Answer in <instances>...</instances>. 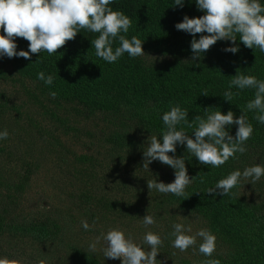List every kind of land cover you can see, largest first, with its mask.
I'll return each instance as SVG.
<instances>
[{"label":"trees","instance_id":"trees-1","mask_svg":"<svg viewBox=\"0 0 264 264\" xmlns=\"http://www.w3.org/2000/svg\"><path fill=\"white\" fill-rule=\"evenodd\" d=\"M110 7L126 14L141 36L145 32L148 37L175 35L179 39L180 32L175 24L181 22L185 15L191 18L204 14L197 9L194 0H185L183 7L173 5V0H113ZM15 40L17 45L19 41L27 45L29 43L22 37H15ZM230 44L228 40H218L209 48L213 50L210 56L201 55L199 63L215 61L216 65L196 64L186 68L178 65L183 71L170 72L173 76H166L168 80H154L155 75L149 72L142 80L134 81L92 79L56 68L43 60L39 53L32 54L30 62L19 57L21 62L16 61L15 64L13 61L10 66L0 63V130L7 129L9 133L7 139L0 140V228L7 226L17 230L23 233L21 242L24 245L30 243L46 250L66 240L63 226L53 219H39L35 222L37 226L33 227L18 226L13 219L19 199L41 167L40 159H36L34 150L26 149V144L38 135L44 145L56 141L58 147H64L61 138L55 135L47 138L48 129L42 122L43 117L36 118L39 111L33 116L28 115L24 109L29 103L23 100L18 102L17 98L10 97L3 89L18 91L17 86L21 85L28 99L33 97L37 101L34 106L43 110L42 115L53 113L56 109L63 113L60 116L54 112L50 117L51 121L61 123L60 128H68L63 122L64 118L70 122L76 117L103 121L105 131L101 142L102 146L107 147V153H110L108 158H115L113 175L117 182L110 186L113 187L112 191L115 190L108 194L104 188L99 192L91 191L89 186L97 177L96 160L91 156H76L72 169L68 170L73 177L74 188L66 191L67 201L74 209L81 210V206H84V210L93 218L102 217L107 222L110 215L125 219L132 217V224L129 225L140 232L139 243L146 251L148 246L142 240L144 233L152 231L159 234L161 244L158 246L156 264H200L209 258L218 259L220 264H264V176L255 183H251L250 179H241L225 196L207 193L208 188L231 171H243L245 167L264 164V124L253 119L254 112L246 113L248 122L253 126V132L245 142L246 152L236 153L235 158L230 157L219 167L201 164L186 152L184 145L178 144L176 151L169 153L174 157L185 156L188 175L190 178L195 177L186 186L184 196L158 193L155 190L150 192L147 187L148 179L172 182L173 168L158 160L152 161L148 169L143 168V150L148 138L151 134L159 137L164 129L161 116L170 106L178 104L186 109L191 122L195 116H203L207 108L210 112L220 110L226 113L231 110L238 117L241 115L240 108L253 98L254 89L238 90L235 87L232 91L237 94L231 102L222 97L238 69L243 74L252 73L264 80V53L245 47L239 39L235 41L239 45L236 54L224 52L223 49ZM41 71L54 76L52 85H45L37 79L36 74ZM221 73H228L227 78L225 76L219 84H213V80L215 82ZM202 76L206 77L203 83L199 80ZM50 91L56 93L54 98L49 95ZM25 126L32 134L25 137L18 134V141L10 139V135L15 132L27 129ZM177 127L191 135L192 129L187 125ZM228 130L234 136L236 125ZM98 181L101 182V179ZM147 213L154 217L153 225L142 224L141 218ZM174 222L191 224L193 233L200 228L210 230L216 237L212 256L205 257L198 251L199 238L183 252L172 247L173 238L169 233ZM25 253V250H18L16 255ZM62 257L66 262L67 256L63 254ZM70 259L75 264H121L119 258H105L99 251H90L88 245L84 248L73 246Z\"/></svg>","mask_w":264,"mask_h":264},{"label":"clouds","instance_id":"clouds-1","mask_svg":"<svg viewBox=\"0 0 264 264\" xmlns=\"http://www.w3.org/2000/svg\"><path fill=\"white\" fill-rule=\"evenodd\" d=\"M113 0H0V57H23L30 59L32 54L47 52L53 55L66 41L73 39L80 29L97 33L91 39L95 56L107 63L116 62L125 53L135 58L145 54L142 41L136 36L126 38L131 26L130 18L122 11L113 10L110 5ZM185 0H173V5L183 7ZM198 10L203 11L199 17L185 15L181 22L175 24L177 30L192 35L190 49L192 60L201 57L210 46L218 40H228L230 46L224 52L236 54L239 39L245 47L258 49L264 53V2L262 0H194ZM197 33H207L196 38ZM15 37L27 40L28 50L17 51ZM118 41V46L113 48V41ZM38 80L45 85H52L54 76L45 75L44 72L36 74ZM238 90L254 89V95L241 110V115L236 117L233 111L226 113L220 110L208 111L204 115L195 116L189 122L188 111L178 104L170 106L163 112L161 120L164 129L159 137L151 134L143 150L145 158L143 168L148 169L152 161L158 160L174 169V180L170 183L148 179L147 187L158 193H171L175 196H184L185 188L195 177L190 178L185 165V156L174 157L169 153L176 151L178 144L184 145L186 152L195 157L201 164L212 168L223 165L229 158H235L236 153L246 152L245 142L253 132V126L248 122L246 113H255L253 119L264 124V80L256 76L243 74L238 69L232 76L228 88L222 97L232 101ZM207 95V93H201ZM49 95L56 96L54 91ZM187 125L192 129L191 135L178 125ZM232 125H236L235 135L229 134ZM227 126V127H226ZM7 129L0 130V140L7 139ZM264 176V164L257 163L245 167L243 171L236 169L225 177L215 182L207 189V193L227 195L241 179H250L255 183ZM144 226L153 225L155 219L146 214L141 218ZM95 221H93V225ZM80 226L90 230L87 220H81ZM169 233L172 247L181 252L193 246L197 238L200 239L198 251L205 257H211L216 247V237L205 228H200L193 233L192 225L174 222ZM192 233V234H190ZM104 241L102 247L105 258H119L121 264H156L158 246L161 244L159 234L146 231L142 237L143 244L148 246L146 251L141 245L134 242L130 234H126L118 227L109 228L94 240L89 242L88 249L97 250V244ZM0 264H12L7 257L0 256ZM200 264H220L215 258L205 259Z\"/></svg>","mask_w":264,"mask_h":264},{"label":"rangeland","instance_id":"rangeland-1","mask_svg":"<svg viewBox=\"0 0 264 264\" xmlns=\"http://www.w3.org/2000/svg\"><path fill=\"white\" fill-rule=\"evenodd\" d=\"M139 29L141 28L139 27ZM79 31L73 39L66 41L63 46L58 48L55 54L48 55L47 52L42 51L39 55H41L43 60L56 68L102 81L116 79L124 81L142 80L148 72L155 75L154 80H157L156 78L165 79L167 78L166 76H173L170 72L176 71L181 73L183 71L182 68H186L189 65L202 64V66H208L210 63L216 65L215 61L199 63L202 56L198 57L195 61L192 60L190 41L193 37L183 30H179V39L175 35H154L148 37L145 36V32L144 36H141L140 31H137V27L131 25L128 33L124 35H126V38L136 36L140 39L143 43L142 47L145 54L131 58L125 53L114 63H107L95 56L91 39L95 38L98 35L97 33L89 32L86 29H80ZM204 34L207 33H197L196 38L198 39L200 35ZM23 42L19 41L17 51L28 50L25 47L28 45L23 44ZM112 46L113 48L118 46V41L114 40ZM212 51L208 49L204 55L210 56ZM32 59L30 56V61ZM13 61L16 64V61L19 62L20 60L17 57H0V63H6L7 65L5 66H10ZM30 61L29 59L26 60V62ZM33 65H36V63H33ZM178 65L183 66L181 68L177 67ZM136 74H140V76ZM227 74H219L216 81L214 82L213 80V84H219V81L225 79V76L227 78ZM248 75H252V73H248ZM199 80L203 83L206 77L202 76ZM3 89L10 97L17 98L18 102L23 100L24 103H29L25 107L26 109H24V112L27 111L28 115L33 116L36 114V111H39L40 113H38L41 114V117L37 114L36 118L43 117L42 122L48 129L47 138L50 139L51 136L55 135L61 138L64 145V147L62 145L58 147L56 141L53 144L48 143L44 145V141L38 135L26 144V149L34 150L37 156L36 159H40L41 167L32 176L27 185L26 192L19 199L13 219L18 226L21 225L23 227H33L39 219H53L63 226L66 240L57 247L48 250L33 246L30 243L24 245L21 242L23 233L21 234L17 230L5 226L3 229L0 228V256L7 257L12 264H75L70 259L73 246L84 248L102 232H106L109 228L114 227L123 229L126 234L132 236L134 242L140 245V232L137 228L129 225L132 224V217L125 219L110 215L108 218L109 222H107L102 217L101 219L93 218L88 211L84 210V206H81V210L74 209L67 201L66 191L69 188H74V180L68 173V170L72 169L73 159L76 156H91L96 160L97 177L89 186L91 191L99 192L100 189L104 188L106 190L105 193L108 194L113 188L110 186H114L115 182H117L113 175L115 158L112 156L110 159L108 158L110 153H107V147L102 146L101 142L105 131L103 121L95 118L83 120L76 117L72 123L69 120L66 121V118L62 116L66 126L68 128L72 127V129L60 128L61 123L51 121L54 112L60 114V116L63 115L62 112H57L56 107L49 106L48 108H55L56 111H53V113L47 112L45 115H42L44 114L41 113L43 110L40 107L34 106L37 104V101L33 97L31 100L28 99L21 85L17 86L18 91L11 88L8 90L5 87ZM25 127L27 129L19 130L18 133L15 132V134L10 135V139L18 141V134L21 137L32 134L28 131V126ZM53 127H56L57 130H54ZM100 179L103 184L98 181ZM114 190L112 191L113 193ZM81 220H87L92 225L90 230L86 231L80 226ZM93 221H95L94 225ZM103 246L104 241L101 240L97 244L96 252L99 251L103 254ZM56 249L60 253H57ZM18 250H25V255H16ZM63 254L67 256L66 262H64L62 257ZM13 256L16 257L12 258Z\"/></svg>","mask_w":264,"mask_h":264}]
</instances>
